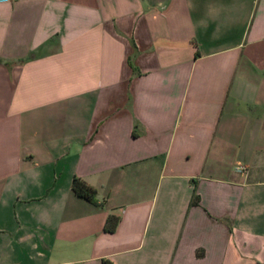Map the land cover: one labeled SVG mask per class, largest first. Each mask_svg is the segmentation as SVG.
Returning <instances> with one entry per match:
<instances>
[{"label": "crops", "instance_id": "obj_1", "mask_svg": "<svg viewBox=\"0 0 264 264\" xmlns=\"http://www.w3.org/2000/svg\"><path fill=\"white\" fill-rule=\"evenodd\" d=\"M0 264H264V0H0Z\"/></svg>", "mask_w": 264, "mask_h": 264}, {"label": "trees", "instance_id": "obj_2", "mask_svg": "<svg viewBox=\"0 0 264 264\" xmlns=\"http://www.w3.org/2000/svg\"><path fill=\"white\" fill-rule=\"evenodd\" d=\"M70 188L72 192L85 199L86 201L96 204V190L91 185L87 184L84 180L77 176H73L70 182ZM197 202V195H192L190 200L191 204H195ZM118 221V217L115 215L109 214L103 224V230L106 232H112L116 226Z\"/></svg>", "mask_w": 264, "mask_h": 264}]
</instances>
